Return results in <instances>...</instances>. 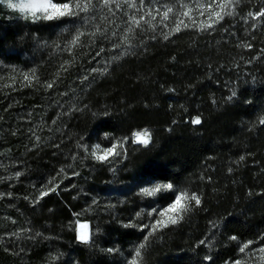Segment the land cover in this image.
Segmentation results:
<instances>
[{
	"label": "trees",
	"instance_id": "trees-1",
	"mask_svg": "<svg viewBox=\"0 0 264 264\" xmlns=\"http://www.w3.org/2000/svg\"><path fill=\"white\" fill-rule=\"evenodd\" d=\"M111 12L45 21L0 3V264H129L141 243L138 264H223L264 244V23L175 31L158 11L139 28ZM156 183L201 203L149 235L175 194L140 193Z\"/></svg>",
	"mask_w": 264,
	"mask_h": 264
},
{
	"label": "snow or ice",
	"instance_id": "snow-or-ice-1",
	"mask_svg": "<svg viewBox=\"0 0 264 264\" xmlns=\"http://www.w3.org/2000/svg\"><path fill=\"white\" fill-rule=\"evenodd\" d=\"M97 3H102L105 7H107L110 3H114L117 8H120L121 4H127L129 8H135L136 7V0H96ZM239 0H209V2L205 4H200L199 0H196L197 7L201 9V14H203V10L205 9H213L210 12L209 19L211 20L212 17H215L216 19L213 21V23H219L221 20L224 19L225 15H232L233 13L231 11H225L231 4L238 3ZM145 4V0H139L140 10H143ZM8 6L11 8H18L21 13H28L32 16L34 20H45V21H52V20H58L63 17H77L79 18L80 13H88L90 12L94 7V0H64L62 3L54 2V0H21L20 3H13L12 0H8ZM214 6L218 7L220 11H215ZM182 8L185 10L180 12L179 15L181 16H189V13L191 11V8L188 7V5H181ZM111 11V9H109ZM174 11L173 7L169 6L166 8L165 11L161 14L162 19L167 20L169 18V13H172ZM250 16H253L255 18L256 16H264V9L257 13H249ZM145 16L151 17V19H155L154 16H152L151 12H145L144 15H141L139 18H137L135 15H132L129 18L130 25L139 28L141 26V23L150 24V20H146ZM84 22L87 23V17H84ZM183 21H179L177 23L175 31L180 30V24H182ZM213 23H202L201 28H211L213 26ZM187 27V25H185ZM132 27H129L126 29V32H131ZM84 33L77 31V34L73 37V39L70 41V44L76 45L79 41V38ZM167 38V37H166ZM125 39H127V36H125ZM117 47L119 45H116ZM248 47H251L248 45ZM29 77L26 75L25 79L27 80ZM48 87H52V84H48ZM201 121L199 118H193L192 123L193 124H199ZM260 123L264 124V119L260 121ZM134 143H138L144 146H147L151 141V134L147 129L141 130L140 132L133 133ZM127 139V138H125ZM117 148L116 144H113L111 148L104 149L102 155H97V152L100 151V146L96 145L95 150L92 152V155L100 160V161H107L110 156H118L120 155L119 152H115L114 150ZM243 159V157H241ZM19 175V173H17ZM173 189L172 183H156L149 187H143L140 189V193L144 196L152 197L156 196L157 193H160L162 191H168ZM55 189H49V191H54ZM48 192H42L41 196L47 195ZM200 205L201 199L199 195L195 192L189 193L187 190L179 191L176 193L175 198L167 205V207L163 209H152L148 215L152 216L153 213L156 214L157 217L155 218L153 223L150 225V232L149 235H151L153 232H156L162 228L168 227L170 224L175 225L180 220L184 219V216L192 210V204ZM141 213L138 212L137 216H140ZM143 227H149L148 225H145ZM88 225L86 223H77V240L82 243H89L90 241V235L87 231ZM144 239L147 241L149 239V236H145ZM231 239L235 240L237 237L233 236ZM203 244L204 241H201ZM252 241H249L245 244H243L239 248V252L243 253L245 252V249L249 247L250 244H252ZM145 248V245L141 243L134 251V254L132 255L131 259L129 260V264H138L139 259L142 256V249ZM108 251H114L113 249H108ZM259 253V256L257 258V264H264V246L260 247L259 249L255 250ZM206 260H211V257H205ZM232 264H244L242 260H235L232 262Z\"/></svg>",
	"mask_w": 264,
	"mask_h": 264
},
{
	"label": "rangeland",
	"instance_id": "rangeland-1",
	"mask_svg": "<svg viewBox=\"0 0 264 264\" xmlns=\"http://www.w3.org/2000/svg\"><path fill=\"white\" fill-rule=\"evenodd\" d=\"M12 2L13 3H20L21 0H12ZM208 2H209V0H199L200 4L206 5ZM262 2L263 1H261V0H239L238 3L231 4V5H229V7L227 9H225L226 12L231 11L233 14L232 15H225L224 19L221 20L217 24H221V23L225 22V19L228 20L229 18L231 19V18L235 17V15H239L241 21H243L246 26L251 24L252 26L260 27V25L264 23V16H256L255 18H253V16H250L249 13L250 12L251 13H257L254 11L255 9L254 8L252 9L251 7H264V3H262ZM0 3L4 4L6 7H9L8 6V0H0ZM181 5H188V7L191 8V11L189 13V16L191 18H189L188 16L179 15L180 12L185 10L184 8L181 7ZM94 6L105 7L102 3H97L96 0H94ZM169 6L173 7V9H174V11L172 13H169V18L167 20H165V21H168V25L170 27L177 26V23L179 21H183V23L180 25H194L195 27L196 26L199 27L202 23H213V21L216 19L215 17H212L211 20L209 19L210 12L213 9H205V10H203V14H201V9H199L197 7L196 0H145V4H144L142 11L140 10L139 0H136V7L135 8H129L127 6V4H123V3L121 4L120 8H117L114 3H110L107 7H109V9L112 10L111 13H114V12L119 13L120 18L125 21V24H127V23H129V18L132 15H135L137 18H139L141 15H144L145 12H151L152 14H154V12L156 13V11H158L159 14L161 15L163 13L162 11H165L166 8ZM240 7H249L247 15L242 16L243 14H240V11H239ZM9 8H11V7H9ZM12 9L19 11L18 8H12ZM261 9H264V8H261ZM214 10L220 11V9L218 7H215V6H214ZM23 15L32 17L28 13H24ZM23 17L24 16H22V14H20L17 17L16 21L22 22ZM147 18H150V17L145 16V19H147ZM160 18L162 19V16ZM213 25H215V23H213ZM164 27H167V25H165ZM133 140H134V137H133ZM171 190H173L175 193L174 198H175V195L177 192L183 191L180 189H176L174 187ZM155 218H159V217H157L155 215L154 217L149 218V220L146 223V225L149 226L148 227L149 232L151 230L150 225L153 223ZM87 231L90 234V226L89 225H88ZM247 242H249V241L239 242L238 243L239 248ZM252 242L253 243L250 244L247 249H245V252L241 253L238 250V257L236 259L228 260V261L224 262L223 264H232V262L235 260H242L244 262V264H257V258L259 256V253L256 252L255 250L264 246V244H261L258 241H252Z\"/></svg>",
	"mask_w": 264,
	"mask_h": 264
},
{
	"label": "crops",
	"instance_id": "crops-1",
	"mask_svg": "<svg viewBox=\"0 0 264 264\" xmlns=\"http://www.w3.org/2000/svg\"><path fill=\"white\" fill-rule=\"evenodd\" d=\"M77 223H86V224L89 225V222H87V221L77 220V221L75 222V235H76V237H77ZM89 235H90V234H89Z\"/></svg>",
	"mask_w": 264,
	"mask_h": 264
}]
</instances>
